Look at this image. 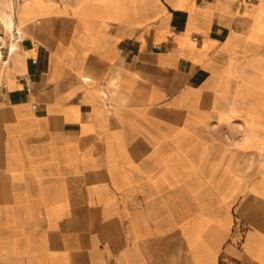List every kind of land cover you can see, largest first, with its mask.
<instances>
[{
	"label": "crops",
	"instance_id": "0c3cea01",
	"mask_svg": "<svg viewBox=\"0 0 264 264\" xmlns=\"http://www.w3.org/2000/svg\"><path fill=\"white\" fill-rule=\"evenodd\" d=\"M6 14L0 264H264V194L206 192L207 153L227 170L264 143V0ZM238 120L240 146L205 143Z\"/></svg>",
	"mask_w": 264,
	"mask_h": 264
},
{
	"label": "rangeland",
	"instance_id": "374dc122",
	"mask_svg": "<svg viewBox=\"0 0 264 264\" xmlns=\"http://www.w3.org/2000/svg\"><path fill=\"white\" fill-rule=\"evenodd\" d=\"M8 1L0 0V17L3 21L5 16L9 17L6 14ZM206 129V144L240 146L243 139V126L240 120L229 125L209 124ZM229 129L237 130V136H229ZM250 148L249 150L252 152L238 154L248 157L247 162H238L234 168L227 170L213 169L212 162L216 159L217 154L207 153V174L210 173V176H207L206 179V192L264 194V143Z\"/></svg>",
	"mask_w": 264,
	"mask_h": 264
},
{
	"label": "built area",
	"instance_id": "2783aa9c",
	"mask_svg": "<svg viewBox=\"0 0 264 264\" xmlns=\"http://www.w3.org/2000/svg\"><path fill=\"white\" fill-rule=\"evenodd\" d=\"M247 1L257 3L259 0ZM19 42L20 37L16 31L8 29L0 17V69L5 68L12 49L15 50Z\"/></svg>",
	"mask_w": 264,
	"mask_h": 264
},
{
	"label": "bare ground",
	"instance_id": "6f19581e",
	"mask_svg": "<svg viewBox=\"0 0 264 264\" xmlns=\"http://www.w3.org/2000/svg\"><path fill=\"white\" fill-rule=\"evenodd\" d=\"M260 1V0H259ZM258 1V2H259ZM5 21H4V24H5V26L7 27V28H9L11 25H12V18H11V16H9L8 18H6V16H5Z\"/></svg>",
	"mask_w": 264,
	"mask_h": 264
}]
</instances>
